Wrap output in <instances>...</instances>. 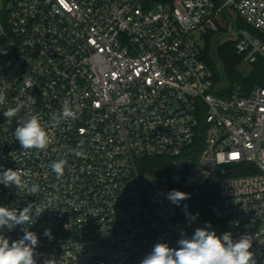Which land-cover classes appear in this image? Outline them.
Instances as JSON below:
<instances>
[{
	"label": "built area",
	"instance_id": "2783aa9c",
	"mask_svg": "<svg viewBox=\"0 0 264 264\" xmlns=\"http://www.w3.org/2000/svg\"><path fill=\"white\" fill-rule=\"evenodd\" d=\"M229 34L246 61L264 60V0H0V172L40 186L0 184V206L41 212L0 234L36 233L37 264H140L206 225L168 200L179 190L213 197L223 232L250 235L264 264V88L218 96L203 59L207 37ZM65 101L76 118L54 123ZM32 115L52 142L25 156L14 133ZM157 158L167 164L142 167ZM59 159L61 178L49 167Z\"/></svg>",
	"mask_w": 264,
	"mask_h": 264
},
{
	"label": "clouds",
	"instance_id": "9594fccd",
	"mask_svg": "<svg viewBox=\"0 0 264 264\" xmlns=\"http://www.w3.org/2000/svg\"><path fill=\"white\" fill-rule=\"evenodd\" d=\"M5 104V93L0 91V105ZM23 108L22 104L9 107L3 111V115L8 122L17 117ZM75 119L76 113L71 109L67 101L64 102L60 115H53L54 123H59L60 119ZM19 126L15 128V137L21 146L23 155H29V150L43 151L51 144L52 139L46 131V126L41 123L39 116L32 115L27 119H18ZM66 161L59 159L49 165L57 178L64 175ZM28 175L21 171L5 169L0 172V184L5 187L15 186L29 195L39 192L40 186L32 183L23 177ZM168 200L176 205L180 201L189 198V195L179 190H172L167 194ZM40 213L33 215V206L17 210L6 206H0V230H13L17 225H33ZM195 219V217H191ZM210 227V225L208 226ZM208 227L197 228L191 238H181L178 240V248L169 247L166 243H157L150 254H148L140 264H257L254 253L250 251L252 247V237L243 235L237 241L232 239L230 232L217 236L215 231H209ZM23 236L10 243L9 238L0 234V264H37L35 249L39 239L36 233L23 227ZM51 236L50 230L44 233ZM183 237V233L181 234ZM46 260L44 264H49Z\"/></svg>",
	"mask_w": 264,
	"mask_h": 264
},
{
	"label": "trees",
	"instance_id": "16d2710c",
	"mask_svg": "<svg viewBox=\"0 0 264 264\" xmlns=\"http://www.w3.org/2000/svg\"><path fill=\"white\" fill-rule=\"evenodd\" d=\"M170 1V0H164ZM210 39L205 40V47L203 52V59L212 72L213 84L217 87L216 95L225 96L228 91L236 88L241 94L246 95L251 89L255 87L264 88V60L257 57L252 63L253 70L251 74L244 78L237 72L236 65L238 61L243 58L238 55L232 44H226L217 51L218 58L224 68V72H218L210 59ZM142 167L146 169H161L163 165L167 164L166 160L162 158L151 159L141 162ZM213 201V197L207 196L204 198H191L183 200V204H190L194 214L207 226L210 225L209 231H215L217 236L224 234L221 223L215 219L208 208V205ZM234 240V239H233ZM237 241V240H234Z\"/></svg>",
	"mask_w": 264,
	"mask_h": 264
},
{
	"label": "water",
	"instance_id": "95a60500",
	"mask_svg": "<svg viewBox=\"0 0 264 264\" xmlns=\"http://www.w3.org/2000/svg\"><path fill=\"white\" fill-rule=\"evenodd\" d=\"M154 1H160V0H154ZM228 13H229L230 17L232 18L233 22L235 23L237 20L236 14L233 11H228ZM234 31H235V28L233 29V32ZM216 39L217 38L215 36H213L210 39L211 52H210L209 56H210L211 62L213 63L215 69L218 72H224V68L220 62V59L218 58V55L216 53V49H213V44L216 42ZM235 42H236V36L233 34H229L218 42V46L221 48V47L225 46L226 44L235 43ZM212 50H214V53H212Z\"/></svg>",
	"mask_w": 264,
	"mask_h": 264
},
{
	"label": "rangeland",
	"instance_id": "374dc122",
	"mask_svg": "<svg viewBox=\"0 0 264 264\" xmlns=\"http://www.w3.org/2000/svg\"><path fill=\"white\" fill-rule=\"evenodd\" d=\"M253 66L254 65L252 63L246 61L243 57V58H241L240 61H238L237 65H236V69H237V72L240 76L247 78L251 74V72L253 70ZM142 181H144V182L149 181V177H143ZM204 227H208V226L197 225V226H194L192 228H184L183 234L187 235V236H192L197 228H204ZM208 230H210V227H208Z\"/></svg>",
	"mask_w": 264,
	"mask_h": 264
},
{
	"label": "flooded vegetation",
	"instance_id": "af4514ba",
	"mask_svg": "<svg viewBox=\"0 0 264 264\" xmlns=\"http://www.w3.org/2000/svg\"><path fill=\"white\" fill-rule=\"evenodd\" d=\"M221 39H216V42L213 44V49H216V53L218 51V49L220 48L218 46V42L220 41ZM212 53H214V50H212Z\"/></svg>",
	"mask_w": 264,
	"mask_h": 264
}]
</instances>
